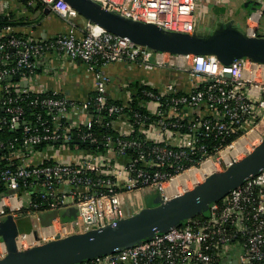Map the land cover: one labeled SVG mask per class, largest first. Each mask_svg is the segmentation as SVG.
Masks as SVG:
<instances>
[{"label": "built area", "instance_id": "built-area-1", "mask_svg": "<svg viewBox=\"0 0 264 264\" xmlns=\"http://www.w3.org/2000/svg\"><path fill=\"white\" fill-rule=\"evenodd\" d=\"M40 1L64 18L76 12L66 0ZM94 1L107 10L136 21L155 24L168 31L191 33L195 27L194 10L198 0ZM263 12L264 0L260 8L249 12L246 20L250 35L258 36L257 27ZM11 30L9 25L0 28V109L3 111L0 112V130L4 127L17 128L24 120V108L19 101L29 93L34 95L29 105L44 108L46 117L36 113V124L25 126L21 136L7 142L0 140V150L8 149V153L3 156L6 164L0 168V183L5 187L1 192L14 190L0 197V219L9 213L15 220L22 209H27V213L40 226L38 213L76 206V230L72 222H62L57 217L48 227L47 240L57 235L63 237L75 232H86L125 217L127 194L137 189L155 188L164 199L179 194L180 189H188L190 181L186 180L184 185L169 190L167 186L173 178L210 160L219 152L221 154L241 137L253 133L254 140L260 142L264 135L258 130L260 125L264 127L263 63L239 59L224 65L214 55L155 52L89 21H86L85 32L81 37H77L70 28L52 39L38 41L8 35ZM47 50H56L72 59H79L87 72H95L94 96L78 103L55 91L42 95L44 91L34 92L20 87V79H28L35 74V60ZM117 61L135 62L147 69L174 64L185 70L191 79L201 78L200 84H194L189 92L178 96V90L172 83L166 84L162 91L144 90V94L155 104L152 114L156 119L147 125H156L177 138V143L152 142L154 145L145 147L135 140L117 139L114 146L112 138L106 136L104 152H82L76 163H45L51 160L47 153L40 161L30 162L29 158L43 151L35 148L42 143L68 142L74 137L82 142L97 143V137L90 130V108L98 116L104 111L111 115L119 114L126 104H109L105 95L109 78L100 68ZM15 76L17 79L5 80ZM162 96H171L170 101L163 102ZM202 109L209 115L187 116L188 110ZM78 111L87 117L82 124L74 126L69 115ZM120 117L118 115L116 120ZM184 119L187 120V128L182 132ZM128 123L132 130V123ZM135 123L139 124L140 121L135 118ZM232 125L240 126L243 130L237 139L217 149L215 155L206 156L197 165L182 168L180 160L186 156V149L192 152L198 142L195 133L223 139L232 130ZM49 146L52 145L48 144L44 148ZM199 149L203 151L204 147L200 145ZM127 150H131L130 154ZM121 158L126 161L118 163ZM235 159L220 157L216 162L221 165L225 160L231 163ZM169 160H173L180 170L168 177L158 168ZM174 188L176 193H170ZM21 191L29 199L27 203L21 202ZM32 195L41 201H32ZM30 207L43 209L32 212L28 209ZM37 236L35 238L33 231H19L15 239L17 249H27L47 241L43 235ZM236 237L242 238L237 256L239 264H264V169L232 189L220 201L211 204L210 215L205 221L193 217L140 244L78 264H216L218 256ZM0 242L1 258L6 249Z\"/></svg>", "mask_w": 264, "mask_h": 264}, {"label": "water", "instance_id": "water-1", "mask_svg": "<svg viewBox=\"0 0 264 264\" xmlns=\"http://www.w3.org/2000/svg\"><path fill=\"white\" fill-rule=\"evenodd\" d=\"M66 1L86 21L155 52L214 55L224 65L239 59L264 64V37L250 35L232 21L219 22L212 30L175 32L107 10L94 0ZM257 6L255 2L251 10ZM263 169L264 136L243 158L233 160L222 171L211 172L200 183L183 193L166 199L157 195L151 205L112 223L86 232H75L63 237L57 235L51 240L22 250L16 247L15 239L19 230L16 221L10 216L5 222H0V240L6 249L5 255L0 258V264H78L135 246L180 226L195 216L208 217L211 204L223 199L232 189ZM12 192L13 189L0 192V197ZM77 214L76 206H68L39 213L37 219L40 226L45 228L58 217L62 222H72L76 230ZM33 234L37 238L36 230ZM233 264H239L237 258L233 260Z\"/></svg>", "mask_w": 264, "mask_h": 264}, {"label": "crops", "instance_id": "crops-1", "mask_svg": "<svg viewBox=\"0 0 264 264\" xmlns=\"http://www.w3.org/2000/svg\"><path fill=\"white\" fill-rule=\"evenodd\" d=\"M210 1L205 0L204 10L207 6L214 8L213 17L216 19L212 29L219 22L232 21L235 26L244 31H247V23L246 25L244 24V19L246 21L249 12L252 11L251 7L256 2L258 4L257 8H260L262 3V0H235V4H230L231 0ZM238 1L239 3H237ZM37 2L38 0H0V15L8 17L12 22L9 25L12 30L8 32V35L13 34L31 40L44 41L66 33L72 28L77 37L83 36L86 20L77 12L71 13L64 18L49 9L45 11L46 7H39ZM207 28V25L206 27L200 25L197 31H206L205 29ZM212 29L209 27L207 30ZM166 59L168 58L166 57ZM35 61L37 71L28 79H20V87L34 92L55 91L78 103L85 101L95 92L96 73L87 72L81 60L72 59L63 52L47 50ZM100 70L109 78L105 88L106 97L111 101H119L120 103H127L135 84L147 86L155 91H162L166 84L172 83L178 92L187 93L193 88L194 84H200L201 82V78L191 79L185 70L175 67L174 64L147 69L135 62L117 61L100 68ZM145 106L150 113L155 111L153 102L149 101ZM186 112L187 116L193 114L209 115L204 109L188 110ZM187 116L185 115V117ZM69 117L75 126L82 124L87 116L82 111H78L70 113ZM128 122V117H120L113 122V128L118 133L130 135L133 130H130ZM140 131L151 142L165 141L169 144H176L178 141L177 138L162 131L156 125H149L145 129H140ZM41 150L43 151L37 152L36 156H32L28 160L36 163L47 153L48 158L53 161L76 163L80 160V155L83 152L70 150L64 146H49ZM125 161L123 158L118 159V163H124ZM63 189L67 188L64 187ZM20 195L21 202L27 203L29 199L24 194V191H21ZM150 197L151 192L147 188H142L141 191L137 189L128 193L124 205L126 215L134 214L139 209L151 205L149 203ZM20 217L18 216L17 219ZM29 220L32 226L31 231L36 230L37 235H42L44 230L46 231L45 233L48 232L49 226L45 228L38 226L36 219L30 215ZM1 248L2 244L0 242ZM238 253L239 246L228 245L219 255L220 264H233V260L237 258Z\"/></svg>", "mask_w": 264, "mask_h": 264}, {"label": "trees", "instance_id": "trees-1", "mask_svg": "<svg viewBox=\"0 0 264 264\" xmlns=\"http://www.w3.org/2000/svg\"><path fill=\"white\" fill-rule=\"evenodd\" d=\"M37 4H39V7H44V5L41 3L40 0H38ZM12 22L11 20L8 19L6 16L0 15V28L3 26L10 25ZM37 71V69H35ZM16 77V76H15ZM13 77L12 79H14ZM6 81H10L9 77L5 79ZM14 81V80H13ZM144 90H151L153 92H157L147 86L144 85H137L135 84L133 86V89L130 94V98L122 107V111L118 113H113L111 115H108L106 111L100 113L98 116L96 111L93 108H90L89 112L92 114V121H91V126L90 130L95 134L97 137V143H87V142H82L81 140L77 139L74 137L72 140L66 142H53L50 141L48 143H42L37 145L35 148L36 149H42L46 145H52L54 147L57 146H64L65 148H68L70 150H78V151H83V152H95V153H102L106 149V144H105V137L110 136L112 138V145L115 146L117 139H120L122 141L124 140H135L138 142H141L142 145L145 147H149L154 145V143L146 140L144 137L143 133L140 131V129H145L147 128V124L149 121H152L156 119V116H154L152 113H150L147 109L145 104L151 99L147 97L144 94ZM50 91H44L42 95L49 94ZM95 92L93 93L92 96H94ZM182 93L178 92L176 96L181 95ZM171 96H162L161 100L163 102L170 101ZM22 101H19L20 106L24 108V120H22L17 128H11V127H4L2 130H0V140L7 142L14 137L21 136L24 127L27 126L28 124H32L33 126L36 124L35 123V114L36 113H41L43 117H46V112L44 108H34L29 105V101L34 98L33 94H28L27 96L24 97ZM109 104H116V105H122L123 103H120L119 101H111L110 99H107ZM163 107H167V105H163ZM92 109V110H91ZM0 112L3 113V111L0 109ZM168 114V112H167ZM166 114V116H167ZM118 115H121V117H128V120L132 123V133L130 135H120L117 131L114 130L113 128V123L116 120V117ZM135 118L136 120H139L140 123L137 124L135 123ZM187 120H183V128H181L180 131H184L187 128ZM109 123V124H107ZM38 125V124H37ZM83 129V127H81ZM242 128L240 126H235L232 125V130L230 133L224 136L223 139L220 137H215L212 135L209 136H204L200 135L198 133H195V136L198 138V142L195 145V149L191 152L190 150L186 149V156L180 160V163H182V168H188L192 165H197L200 160L205 158L208 155H215L217 153V149L221 147H225L226 145L230 144L232 141L237 139V137L240 136L242 132ZM94 144V145H92ZM203 146L204 150H200L199 146ZM128 154H130L131 150H127ZM8 153V149L0 150V168H3L6 164V160L3 158ZM54 162L53 160H48L45 161V163H51ZM161 172H163L166 176H171L175 175L176 173L179 172V168L173 160H169V162L158 168ZM5 187L3 186L2 183H0V192L4 190ZM32 201L39 202L41 199H38L35 195H32ZM30 211H40L43 209V207L39 208L38 210L35 209L34 207L28 208ZM20 217L17 219V217ZM15 219L18 230L21 232H30L32 230V226L29 220V214L27 213V209H22L19 212L18 215ZM194 218H198L199 220H206L207 217L203 216H195ZM242 241L241 237H236L233 239L230 244L232 245H237L240 246V243ZM216 264H220V257L218 256Z\"/></svg>", "mask_w": 264, "mask_h": 264}, {"label": "rangeland", "instance_id": "rangeland-1", "mask_svg": "<svg viewBox=\"0 0 264 264\" xmlns=\"http://www.w3.org/2000/svg\"><path fill=\"white\" fill-rule=\"evenodd\" d=\"M211 1H213V0H211ZM217 2H218V0H217ZM235 2H236L235 0H231L230 1V4L231 3L232 4H235ZM237 3H239V1ZM204 6H205V0H198L197 3H196V5H195V10H194L195 27H194L193 32L196 31L198 29V27H200V25L201 26H205V27L207 25L208 28L210 27V29H212V26L215 23V19L216 18L213 17L214 16V8L211 7V6H207V7H205V10H204ZM246 21L244 19V24L245 25L247 23ZM207 29H205V30H207ZM257 33H258L257 34L258 36L264 37V12L262 13L261 19L259 21V26L257 28ZM258 130H260L264 134V127L263 126L260 125L258 127ZM244 138H246V137H244ZM240 140H246V139H242L241 138L238 141H240ZM238 141H236V142H238ZM246 141L245 142L243 141V143L241 144L242 146H240L241 148L239 147L238 149H234L233 148V145L236 143L235 142L232 145V148L230 149V151L228 152L229 156L236 157L235 160H238V159L243 158L248 152L252 151L253 148L251 146H249V148L246 149V150L243 149V148H245L244 147L245 144H247V142H249V141H247V142ZM258 143H259V141H256L255 145L258 144ZM217 158H220V152L217 154V156L209 158L210 160H212L213 162H215L216 165L214 166V164L211 162L210 164H212V165H210V167L208 169H206L205 172L203 171L204 173H200L199 169L201 168L200 167L201 165H198L197 167H195V168H198V169L192 175L189 176V173L188 172L186 174H184L185 176L183 178L186 179V180H188V181H190V183L187 184L188 189L193 188V186H194L193 184L194 183H196V182L200 183L204 179V177H206L205 175L209 174L211 170H212V172H214V171H222L223 169H225L226 166H228L230 164V161L229 160H225L226 162L223 161L222 164L219 165L216 162ZM224 159H226V158H224ZM171 182H170V185H172ZM185 183H186V181H184V183H182V184H177V186L184 185ZM173 186H175V185H173ZM188 189H186V190H188ZM141 190L142 189H138V191H141ZM147 190L151 192V197H150L151 200L149 201V203L152 204L153 200L157 197V195L160 196L161 194H160L159 190H157L155 188H152V187L147 188ZM184 191L185 190L180 189V192L179 193H183ZM1 217L2 218L0 219V222H3V221L5 222L7 220V218L10 217V214L9 213H6V214L2 215ZM45 232L46 231L44 230L42 232V235H43L44 238H46L45 240H47L48 238L46 237L47 235H46Z\"/></svg>", "mask_w": 264, "mask_h": 264}, {"label": "bare ground", "instance_id": "bare-ground-1", "mask_svg": "<svg viewBox=\"0 0 264 264\" xmlns=\"http://www.w3.org/2000/svg\"><path fill=\"white\" fill-rule=\"evenodd\" d=\"M246 138H244V137H241L242 139H246L247 141H249V142H247L246 140H240V141H238L239 139H241V138H239L238 140H236V141H238V142H234L232 145H233V148L234 149H238L240 146H242L241 144L243 143V141L245 142H247V144H245V148H243L244 150H246V149H248L249 148V145H255V143H256V141L254 140V134L252 133V134H249V135H247V136H245ZM232 145L230 146V147H228V148H226L225 150H223L222 152H221V154H220V157L221 158H227V157H229V154H228V152L230 151V149L232 148ZM241 148V147H240ZM237 155V154H236ZM231 157V156H230ZM213 163L214 164V166L216 165L215 164V162H213L212 160H207V161H204L202 164H201V168L199 169V171H200V173H204L205 172V170L206 169H208L209 167H210V165H212V164H210V163ZM195 169V170H194ZM198 168H191L190 170H188L187 172L189 173V176L190 175H192L194 172H196V170H197ZM214 170V169H213ZM204 171V172H203ZM186 172V173H187ZM212 172V170L210 171V173ZM186 173H184V174H186ZM209 173V174H210ZM184 174H181V175H179V176H177V177H175V178H173L170 182H171V184L172 185H170V182H169V184H168V186H167V189H171L172 187H177V184H182V183H184V181H186V179H184L183 177L185 176ZM188 175V174H187ZM208 175V174H207ZM207 175H205V176H207ZM205 178V177H204ZM188 179V178H187ZM177 180V181H176ZM173 185H175V186H173ZM175 188L170 192V193H172V194H174V193H176L175 192Z\"/></svg>", "mask_w": 264, "mask_h": 264}]
</instances>
